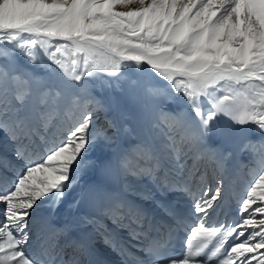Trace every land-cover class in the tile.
<instances>
[{
    "label": "snow or ice",
    "instance_id": "snow-or-ice-1",
    "mask_svg": "<svg viewBox=\"0 0 264 264\" xmlns=\"http://www.w3.org/2000/svg\"><path fill=\"white\" fill-rule=\"evenodd\" d=\"M0 264H264V0H0Z\"/></svg>",
    "mask_w": 264,
    "mask_h": 264
},
{
    "label": "bare ground",
    "instance_id": "bare-ground-1",
    "mask_svg": "<svg viewBox=\"0 0 264 264\" xmlns=\"http://www.w3.org/2000/svg\"><path fill=\"white\" fill-rule=\"evenodd\" d=\"M137 4H131L127 8H124L126 10H131L135 7H137ZM33 71L43 74L41 72V69L39 68H34L32 69ZM102 94H107L102 93ZM108 95V94H107ZM106 96V95H105ZM123 107V105H122ZM120 108V107H119ZM124 108V107H123ZM117 109V108H116ZM120 110V109H117ZM122 112L124 110H121ZM121 112L117 111L116 113H110V118L116 119L121 126H123V123L121 121L120 117ZM133 118H135L133 116ZM103 120V118L101 119ZM125 121V120H124ZM129 126V125H128ZM136 128V125L134 126V129ZM133 129V128H132ZM134 135H130L129 133H124L123 134V139H127L129 142L132 140L136 139L135 132L133 131ZM121 140H118V143H120ZM210 143L214 147H219L220 146V141L218 137L211 136L210 137ZM9 156H11V153H9ZM241 161L244 162H249L248 161V156L247 154L244 155H237L232 161H229L228 164L225 166L223 170H212L211 168L208 170L209 171V180L211 181L213 175H223L224 180L226 185L228 186V197L225 200V205L229 207V210L232 211L235 209V198L238 197L244 190V186L247 183V176H248V169L247 168H240L239 165ZM249 167H251V164L249 163ZM51 176V174H49ZM80 188H76L73 190L72 193H70L66 198L65 201L62 203L61 207L57 209L54 213L51 212V209L48 204H45L42 206V213L43 214H50L51 218L59 223H67L72 225L73 227V233L74 234H79L83 231H86L87 229H83L80 226L79 223V216L83 213L86 212L88 209L84 206L80 209V211H76L72 208L69 207V204L71 200L79 193ZM211 247V245H210Z\"/></svg>",
    "mask_w": 264,
    "mask_h": 264
},
{
    "label": "rangeland",
    "instance_id": "rangeland-1",
    "mask_svg": "<svg viewBox=\"0 0 264 264\" xmlns=\"http://www.w3.org/2000/svg\"><path fill=\"white\" fill-rule=\"evenodd\" d=\"M125 8V7H124ZM123 7H118L116 10H118V11H128V10H126V9H124ZM21 63H24V61L22 60V58H21ZM91 84H92V86H93V91H95V92H97L98 94H102V93H99L98 92V89L100 88V87H103V85H102V83L100 82V81H91ZM105 92L108 94V91L107 90H105ZM104 92V93H105ZM107 94H105L106 96H107ZM102 95H104V94H102ZM177 106H179V102H177ZM120 107V108H119ZM124 107V106H123ZM122 107V105H120V106H118L117 107V109H120V110H117V109H114L113 110V112L114 113H116L117 111H119V112H121V113H123V112H127V109L124 107L123 108ZM121 110H124L123 112L121 111ZM112 112V113H113ZM120 117H121V114H120ZM125 119H122L121 118V121H122V123H123V125L124 124H127V125H129V128L130 129H134V126L136 125V121H135V118H133V115L131 114V113H128V119H126L125 121H124ZM104 121L103 120H101V123H103ZM129 134L130 135H134L133 134V131H131V132H129ZM214 137H216L215 135H213ZM38 177H40V176H42V174H40V173H37L36 174ZM49 175V174H48Z\"/></svg>",
    "mask_w": 264,
    "mask_h": 264
}]
</instances>
